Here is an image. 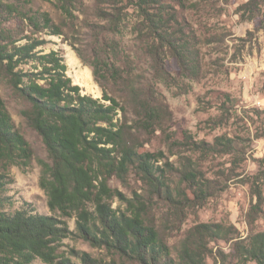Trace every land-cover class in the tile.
<instances>
[{
	"label": "trees",
	"instance_id": "16d2710c",
	"mask_svg": "<svg viewBox=\"0 0 264 264\" xmlns=\"http://www.w3.org/2000/svg\"><path fill=\"white\" fill-rule=\"evenodd\" d=\"M58 1L63 12L72 15L71 7L77 0ZM163 2L129 0L128 6L142 17L137 29L142 54L152 63L154 78L163 83L174 80L166 69L169 55L177 61L184 77L192 79V74L195 78L199 72L196 47L183 38V32H172L174 18H169ZM112 6V13L98 11L101 21L92 27L96 41L91 58L77 51L81 61L93 69L108 105L84 95L81 87L73 84L59 52L37 51L45 41L29 38L19 45L10 31L0 29V78L25 105L21 115L45 145L50 162L40 161V186L55 214L35 213L31 205L30 210L7 209L12 206L5 196L8 186L14 183L12 167L27 170L35 154L0 95V264H33L37 259L47 264H119L116 259L106 262L75 249L68 257L61 247L74 235L95 248L112 252L122 264H208L209 258L221 264H231V260L237 264H264V232L243 239L233 225L200 223L189 231L174 257L155 225L145 219L142 207L129 201V213H120L107 201L112 197L108 180L113 176L125 179L130 172L180 214L187 208L202 206L216 194V187L188 160L181 168L168 162L161 167L158 162L163 153L140 152L127 139L128 128L117 119L120 111H125L127 105L133 108L141 127L148 129L156 122L159 110L152 83L141 87L140 81L119 64L126 7L115 0ZM262 6L264 0H249L240 11L246 14L243 18L251 20ZM28 19L38 31L63 35L49 13ZM23 64L31 65L32 70L19 69ZM229 142L227 137H220L215 145L226 148ZM189 144L196 150H215L206 143L190 140ZM258 197L259 205H253L248 213L250 224L262 202V196ZM62 218L76 219V233ZM222 242L232 243L229 253L219 247L214 251Z\"/></svg>",
	"mask_w": 264,
	"mask_h": 264
},
{
	"label": "rangeland",
	"instance_id": "374dc122",
	"mask_svg": "<svg viewBox=\"0 0 264 264\" xmlns=\"http://www.w3.org/2000/svg\"><path fill=\"white\" fill-rule=\"evenodd\" d=\"M112 1L77 0L71 7L72 15H68L58 0H0L5 6L0 9V29L10 31L19 45L29 38L45 41L37 51L44 54L59 52L65 59L67 75L74 85H77L74 76L88 69L92 75L91 84L99 93L95 95L80 86L82 93L105 103L93 69L81 61L77 51L86 59L91 58L96 41L92 27L101 21L98 11L113 12ZM115 1L126 7L123 9L126 27L119 64L131 72L136 81H140L141 87L152 83L159 110L156 122L148 129L141 127L133 108L127 105L125 111H120L117 119L128 128L127 139L133 141L140 152L163 153L164 157L158 162L161 167L168 162L175 168H181L188 160L205 179L211 181V186L216 187V194L202 206L187 208L180 214L151 193L139 176L130 172L125 179L113 176L108 180L112 197L107 201L112 209L129 213V201L142 207L146 212L145 219L155 225L172 248L174 257H177L189 231L200 223L233 225L243 239L252 233L264 232V6L253 19L248 20L243 18L244 12L240 10L249 0H164L169 18H174L172 32H183V38L196 47L199 72L195 78L192 74V79L184 77L177 61L169 55L166 69L174 80L163 83L154 78L152 63L141 51L137 29L142 17L128 6L129 0ZM41 13H49L61 26L62 36L51 35L48 30L38 31L30 24L28 18ZM70 54L78 61L74 67L69 64ZM19 69L32 70L31 65L25 64ZM0 95L35 154L27 170L12 167L14 183L5 193L12 206H7V209L12 212L30 210L31 205L35 213L55 216L40 186V161L50 162L45 145L39 135L27 126L21 115L25 105L2 78ZM220 137L229 139L228 147L215 145ZM190 140L209 144L215 150H196L189 144ZM173 179L178 181L174 176ZM258 194L262 196V202L257 215L251 219L253 224H250L248 213L253 205H259ZM62 220L76 233L75 218ZM231 245V242H222L216 247L211 246L215 247L214 251L219 247L229 253ZM74 249L106 262L116 259L119 264L123 263L112 252L95 248L77 235L65 239L61 247L68 257ZM230 263L237 264L234 260ZM33 264L47 263L37 259ZM208 264L221 263L209 258Z\"/></svg>",
	"mask_w": 264,
	"mask_h": 264
},
{
	"label": "bare ground",
	"instance_id": "6f19581e",
	"mask_svg": "<svg viewBox=\"0 0 264 264\" xmlns=\"http://www.w3.org/2000/svg\"><path fill=\"white\" fill-rule=\"evenodd\" d=\"M69 64L74 67L76 66L78 63L77 59L75 58V56L73 54L69 55ZM92 81V75L91 72L86 69L83 71V73L81 74H77L76 76H74V82L75 84L81 86L84 89H87L89 91H92V93H94L95 95H97L99 92L98 90L91 84Z\"/></svg>",
	"mask_w": 264,
	"mask_h": 264
}]
</instances>
